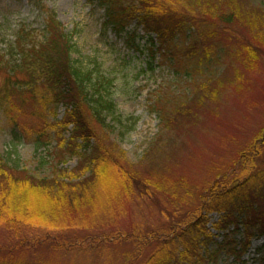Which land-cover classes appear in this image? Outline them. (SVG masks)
I'll use <instances>...</instances> for the list:
<instances>
[{
    "label": "rangeland",
    "instance_id": "obj_1",
    "mask_svg": "<svg viewBox=\"0 0 264 264\" xmlns=\"http://www.w3.org/2000/svg\"><path fill=\"white\" fill-rule=\"evenodd\" d=\"M172 4L179 15L210 30L212 41L220 38L224 44L227 40V53L214 64L215 73L201 72L193 76L197 78L186 80L175 78L170 68L159 62L150 69L148 42L141 24L132 20L126 26L136 36L138 49H135L124 33L117 34L104 24V11L96 0H0V52L4 55L10 47L14 48L21 25L34 33L36 40L42 39L46 14L54 11L71 38L73 62L82 69L92 70V81L102 82L100 92L113 104L105 113L107 127L90 114L86 115L96 132L91 130L94 134L91 143L110 151L111 161L117 159L122 169L130 171L137 180L135 184L126 183L128 187L111 178V185L99 183L88 194L90 203L99 207L97 213V209L88 206V201L80 202V207L65 206L71 219L91 217L97 222L102 219L103 230L81 228V223L79 228L66 230L21 223L0 226V246L5 240L11 244L27 239L11 252L0 247V259L10 255V264H141L161 243L156 233L169 224H178L174 236H169L172 240L168 250L173 261L183 248L179 242L186 227L183 223L198 218L206 219V233L215 234L216 241L222 239L227 229L214 226L220 210L202 211L199 217L194 212L198 200L203 199L206 182L219 174L228 173L229 178L239 175L244 148L259 139L257 134L264 131V0H235L233 7L240 14L228 28L218 18L220 11L200 10L189 0H173ZM194 17L200 21L194 22ZM259 17L263 19L256 22ZM152 36L155 38V34ZM248 42L254 49L253 57L244 52L243 45ZM212 49H215L214 43ZM8 57L7 53L4 59ZM11 58L15 75L13 71L1 72V75H13L14 80H19L26 79L28 74L32 80L28 82V89L24 88L23 96L14 93L12 88L0 100V155L8 163L17 160L19 166L36 176H50V166L45 161L52 144L35 149L25 131L43 126L42 119L47 124L52 122L53 126L55 118L59 120L65 115L67 106L54 102V98H46L51 94V84L43 77L48 70L45 65L41 66L43 72L38 68L39 62L31 70L17 52ZM167 88H178L176 92L184 88L187 95L179 98L178 109L172 110L162 122L158 112L150 110V98L155 99L160 90ZM31 94L37 96L33 99ZM22 104L23 109L19 110L18 105ZM36 108L38 114H34ZM64 129L67 131L63 135L67 138L73 123ZM260 144H264V139ZM119 149L124 158L119 156ZM79 160L77 155L68 157L63 167L71 169ZM87 175L89 171L80 178ZM143 183H155L154 188L158 190L148 198L142 196L138 185ZM33 195V201L40 203ZM110 209L113 212L106 217ZM148 231L146 238L153 236L144 242L143 235ZM128 234L131 235L124 238ZM263 239L264 236L256 235L243 238L246 246L239 250V259L223 250L209 263L264 264ZM140 244H143L141 254L132 260Z\"/></svg>",
    "mask_w": 264,
    "mask_h": 264
},
{
    "label": "trees",
    "instance_id": "obj_2",
    "mask_svg": "<svg viewBox=\"0 0 264 264\" xmlns=\"http://www.w3.org/2000/svg\"><path fill=\"white\" fill-rule=\"evenodd\" d=\"M96 1L103 8L104 24L110 26L117 34L125 33L128 43L135 49H138L136 36L133 31L128 32L126 26L132 20H135L136 24H141L148 42L150 69L152 64L159 62L161 66L169 67L175 78L192 80L197 78L193 76L201 72L203 74L215 73L216 71L213 72L214 64L227 53V40L224 44H221L220 38L216 42L212 41L209 38L210 30L203 27V24L199 26L188 17L179 15L180 13L173 7V0ZM234 1L189 0V2H194L200 10L220 11L218 18L227 28L240 14L233 7ZM259 19L263 18H256V22ZM192 20L200 21L195 17ZM250 23H252V18ZM36 39L37 36L34 33H30L21 25L16 35L14 48L10 47L5 52V55L8 53L10 58L4 59L5 55L0 52V100L6 98L12 88L15 89L14 93L23 96L24 88L27 90L28 82L32 80V75L28 74L26 79H13L15 69L11 55L17 52L31 70L32 66L35 67L38 62V68L41 71V66L45 65L48 70L44 72L43 77L51 84V94H47L46 98H54V102L63 103L67 108L61 119H54L53 126L50 125L52 122L47 124L42 119L43 126L25 131L28 138H32L35 149L52 144L47 152V162L45 161L50 166V176H36L24 166H19L17 160L8 163L0 155V226H14L21 223L29 227L38 225L43 228L66 230L79 228V223H81L83 224L81 228L101 230L102 219L99 222L91 217L71 219L67 215L68 209H65V206L78 207L80 202L88 201V206L92 210L97 209L95 211L97 213L99 207L90 203L88 194L90 191L94 192L99 183L108 185L110 178L112 181L125 185L126 183L129 185V182L131 184L137 182L130 171L122 169L117 159L111 161L110 151L101 150L100 147L91 143V139L92 141L94 139L91 130L96 132L90 126V120L86 118V115L90 114L97 122L107 127L105 113L112 109L113 104L111 100L104 99L100 92L102 82L92 81V70L82 69L81 65H76L75 60L73 62L71 38L65 33L64 26L54 11L47 12L44 35L42 39ZM213 43L215 44L214 50L212 49ZM243 47L246 49L244 52L253 57L255 52L251 44L248 42ZM156 54H158L157 60ZM5 71L14 73L11 77L8 74L1 75V72ZM182 89L181 92H176L178 88L176 90L167 88L160 90V95L155 99L150 98V110L158 112L162 122L170 116L172 110L178 109L177 106L181 102L179 98L187 95L184 88ZM31 96L34 99L37 95L31 94ZM18 107H20L19 110L23 109V104ZM38 113L39 110L36 108L34 114ZM68 123H73V129L71 134L65 138L63 134L67 130L64 128ZM90 131L91 134L87 133ZM257 136L260 138L254 139V143H250L243 150L239 175L232 178L227 177L228 173L216 175L210 182H206L203 188V199L198 200L196 204L197 210L194 213L198 217L202 211L220 210L221 215L214 226L219 230L227 229V232L222 234V239L216 241L215 234L206 233L204 226L206 219L198 218V220L187 221L183 223L186 227L179 240L183 248L178 251L176 259L172 261L168 250L172 238L169 236L171 234L174 236L178 224H169V227L165 229H171L170 231L164 229L156 233L155 237H160L161 243L142 259L141 264H182L183 262L210 264L209 262L216 259L217 253L223 250L227 254L234 255L235 259H239V250L246 246L243 238L253 235L264 236V144H260L264 139V131L262 134L258 133ZM15 139L18 138L15 136ZM244 153H246L245 156ZM118 154L124 158L120 149ZM73 155H77L80 159L77 165L71 169L63 167L66 159ZM257 158L259 159L256 160ZM234 163L230 167L232 170L235 167ZM86 171H89V175L80 178ZM177 184L180 185L181 182ZM154 187H156L155 183L138 185L139 194L148 198L154 190L155 192L158 190ZM33 194L39 198L40 203L33 201ZM79 196L83 199L79 200ZM107 209L109 207L104 210ZM112 212L111 209L106 212V217ZM230 225L232 228L228 229ZM149 232L143 235L144 242L152 238L153 235L146 238ZM107 234L108 232L104 233L105 236ZM23 239L27 240L24 237L21 241L11 244L5 240L3 246L0 247L11 252L16 246L26 243ZM142 246L143 244H140V250L132 260L142 251ZM261 247L264 248V240ZM262 259L264 261V256ZM9 260L10 255H7L0 259V264H10Z\"/></svg>",
    "mask_w": 264,
    "mask_h": 264
}]
</instances>
